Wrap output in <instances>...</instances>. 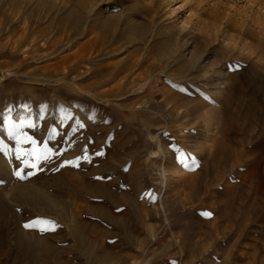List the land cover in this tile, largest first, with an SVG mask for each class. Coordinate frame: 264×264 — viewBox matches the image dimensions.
I'll return each mask as SVG.
<instances>
[{"label": "rangeland", "instance_id": "obj_1", "mask_svg": "<svg viewBox=\"0 0 264 264\" xmlns=\"http://www.w3.org/2000/svg\"><path fill=\"white\" fill-rule=\"evenodd\" d=\"M0 146V264H264V0H0Z\"/></svg>", "mask_w": 264, "mask_h": 264}, {"label": "snow or ice", "instance_id": "obj_2", "mask_svg": "<svg viewBox=\"0 0 264 264\" xmlns=\"http://www.w3.org/2000/svg\"><path fill=\"white\" fill-rule=\"evenodd\" d=\"M18 143H19V141H18ZM33 143H35V142L33 141ZM0 150H2V146H0ZM20 155H28V153H23V152H21ZM18 158H19V156H18ZM17 175H20V173L18 172ZM205 215H210V213H205ZM39 223L50 224L51 222H48V221H44V222H33V223L25 224L24 227H25V228H34V227H38ZM40 230H41V231H46V230H48V229H47V228H43V227H41Z\"/></svg>", "mask_w": 264, "mask_h": 264}]
</instances>
